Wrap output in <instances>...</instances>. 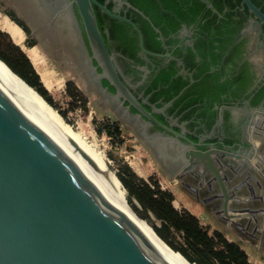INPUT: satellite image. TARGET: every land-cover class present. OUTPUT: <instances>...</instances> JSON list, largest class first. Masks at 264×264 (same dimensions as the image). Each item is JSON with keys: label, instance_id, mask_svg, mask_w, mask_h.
Wrapping results in <instances>:
<instances>
[{"label": "water", "instance_id": "water-1", "mask_svg": "<svg viewBox=\"0 0 264 264\" xmlns=\"http://www.w3.org/2000/svg\"><path fill=\"white\" fill-rule=\"evenodd\" d=\"M203 1L211 5L208 0ZM42 2L41 12L50 15V21H55L65 32L69 47L84 71L87 86L95 92L108 93L117 106H123L126 100V109L132 105L152 117L120 78L114 57L98 28L93 4L111 15L130 20L112 13L98 0ZM241 5H246L254 16L239 34L253 27L259 35L257 26L264 24V13L251 0H241ZM73 6L80 17L91 55L84 44ZM133 26L139 31L135 24ZM139 44L145 51L140 31ZM258 45H261L259 38ZM93 59L100 67L98 73ZM87 69L96 79L87 74ZM101 76L114 87L113 93L99 86ZM95 82L97 86L93 87ZM102 96L99 97L103 107L109 106L122 117L111 99ZM254 119L245 121L249 132L246 144L234 151L191 149L184 153V144L176 138L168 141L169 136L163 133H156L154 137L141 133V137L156 151V157L168 169L171 178L181 181L204 204H211L221 223L264 247V121L258 118L261 120L258 123ZM167 129L177 135L173 129ZM175 150L180 153H173ZM83 155L88 158L86 153ZM255 166L259 169H254ZM189 178V184L185 185L183 180ZM246 183H249L248 190ZM197 192L201 193L200 197ZM0 264H172L158 257L151 243L127 217L1 88Z\"/></svg>", "mask_w": 264, "mask_h": 264}, {"label": "flooded vegetation", "instance_id": "flooded-vegetation-1", "mask_svg": "<svg viewBox=\"0 0 264 264\" xmlns=\"http://www.w3.org/2000/svg\"><path fill=\"white\" fill-rule=\"evenodd\" d=\"M98 1L112 13L127 17L142 36L145 51L139 44V31L130 21L111 15L93 4L98 28L109 53L114 57L113 63L120 78L152 117L132 105L126 109V100L123 106H117L108 93H99L103 99H111V104L122 117L109 106L106 108L130 127L137 138L147 145L141 133L150 137L163 133L169 136L168 141L176 138L184 144V153L191 149L234 151L246 144L249 132L246 131L245 121L252 117H255V122L264 121V24L257 26L259 35L253 27L239 34L249 26L254 16L248 7L246 22L236 31H229L225 22L218 21L222 11L243 10L246 5L224 6L219 11L211 0H208L211 5L200 0L204 6L199 7L194 6L190 0L188 5L180 2L175 10L165 7L161 0ZM73 10L87 52L91 55L75 6ZM212 13H216L217 19L211 23L206 22ZM240 16L231 15V23L236 24L234 20ZM258 38L261 45H258ZM93 64L96 65L94 59ZM95 70L97 73L101 71L97 65ZM86 72H89L92 79L95 78L90 70ZM98 80L99 86L106 88L105 91H115L103 76L98 77ZM95 85L97 82L93 83V87ZM166 127L176 131L177 135ZM147 147L161 168L170 175L156 157V151L149 145ZM173 153L180 151L175 150ZM190 180L183 182L188 185ZM170 182L179 183L192 200L201 203L219 221L210 208L211 204L206 205L198 200L174 177ZM197 195L200 197L201 193L197 192ZM241 234L238 235L243 237Z\"/></svg>", "mask_w": 264, "mask_h": 264}, {"label": "rangeland", "instance_id": "rangeland-1", "mask_svg": "<svg viewBox=\"0 0 264 264\" xmlns=\"http://www.w3.org/2000/svg\"><path fill=\"white\" fill-rule=\"evenodd\" d=\"M41 8L42 0H0V31L6 32L27 54L48 91L51 106L62 120L80 133L85 142L106 159L108 168L116 176L120 165L127 164L143 179L149 182L156 180L162 188L172 191V203L175 208L194 213L209 233L216 229L228 239L239 241L250 258V264H264L263 250H257L238 240L234 234L225 230L221 223L215 221L211 213L203 211L197 202L181 189L179 183L170 182V175L161 168L147 145L115 114L103 107L99 95L92 87L87 86L84 71L69 47L65 32L60 30L58 24L55 25V21L51 22V16L42 13ZM6 11H11L29 31L24 32ZM6 41L7 38L0 35V52L12 57ZM27 41H33L34 44L28 45ZM70 90L78 91V94L69 95ZM124 191L128 204L141 218L152 227L160 226L159 219L152 213L144 211L139 204L135 205V208L131 204L134 200L131 198L132 202H129L125 188ZM162 232L177 247H186L181 231L170 227Z\"/></svg>", "mask_w": 264, "mask_h": 264}, {"label": "trees", "instance_id": "trees-1", "mask_svg": "<svg viewBox=\"0 0 264 264\" xmlns=\"http://www.w3.org/2000/svg\"><path fill=\"white\" fill-rule=\"evenodd\" d=\"M191 1L196 7L204 6V3L200 0ZM251 1L257 6H260L264 11V0ZM161 2L165 7H170L177 10V7L180 6V2L188 5L190 0H161ZM211 2L212 5L219 11H222L224 6L237 7L241 5V0H211ZM5 13L12 20L18 23L24 32L29 31L28 27L20 19L16 18L11 11H6ZM178 14L179 16H182L180 12H178ZM234 14H241L239 19L234 20L237 22L236 24L231 23L233 21L231 19V15ZM248 14L247 6H245L243 10L229 9L222 11V15L225 17L221 15L218 17V21L220 23L225 22L228 25L229 31H236L246 22ZM216 19V13H212V17L206 22L211 23ZM218 27L219 24L216 25V29H218ZM0 35H3L7 38V47L11 52L10 55L12 56L10 57L9 55L0 52V59H2L29 85L36 89L37 93L39 92L43 96V99H45L49 104H52L48 95V91L40 80L39 74L35 71L34 67L20 46L11 40L6 32L0 31ZM27 44L32 45L34 42L27 41ZM0 63L5 66L1 60ZM162 80L163 82L166 81V79ZM68 94L74 96L78 94V91L74 92L70 90ZM170 94L171 93L168 95ZM116 174L126 189L128 201L132 202V198L134 200L133 203H131L133 206L139 204V206L144 211H149L156 218H158L160 221V226H151L157 236L166 244H168L171 249L179 251L188 261H195L196 264H250L247 252L241 247L239 241L228 239L221 231L216 229H214L212 233H209L208 230L200 223L198 217L194 213L188 210H178L175 208L172 203L174 196L171 190L162 188L156 180L149 182L143 179L142 177L138 176L127 164L120 165ZM170 227L175 228L183 233L186 247H177L171 241H169L167 235L164 234L162 230H169Z\"/></svg>", "mask_w": 264, "mask_h": 264}, {"label": "bare ground", "instance_id": "bare-ground-1", "mask_svg": "<svg viewBox=\"0 0 264 264\" xmlns=\"http://www.w3.org/2000/svg\"><path fill=\"white\" fill-rule=\"evenodd\" d=\"M5 66L0 63L1 90L56 142L96 189L127 217L151 243L158 257L172 264H195L188 261L180 252L171 249L157 236L150 224L136 214L126 200L122 183L108 168L106 159L87 144L80 133L66 124L33 87L27 85ZM83 152L89 159L83 155Z\"/></svg>", "mask_w": 264, "mask_h": 264}, {"label": "crops", "instance_id": "crops-1", "mask_svg": "<svg viewBox=\"0 0 264 264\" xmlns=\"http://www.w3.org/2000/svg\"><path fill=\"white\" fill-rule=\"evenodd\" d=\"M255 143L256 144H258V142L255 140ZM254 160L255 159H252V161L254 162ZM254 169H259L257 166H255L254 167ZM263 174L264 173H262V176H263ZM244 183V182H243ZM245 189H250V187H249V183L247 184L246 183V187H245ZM240 197V199H246V198H244V197H242V196H239ZM197 204L202 208V210L203 211H205L206 213H209L208 211H206L205 209H204V207H203V205L201 204V203H199V202H197ZM213 216V215H212ZM213 218H214V216H213ZM216 221V220H215ZM264 221V218L262 219V222ZM219 222V221H218ZM223 227L225 228V226L223 225ZM261 229V227L259 228V230ZM225 230H227V231H229L230 233H232V234H234V236H236V238L238 239V240H240L241 242H245V243H247V244H249V246H251V247H253V248H255V249H257V250H263L264 251V249L262 248V247H260L259 246V244L258 243H252L250 240H248L247 238H243V237H240L236 232H234L233 230H231V229H229V228H225ZM249 258V257H248ZM250 259V258H249Z\"/></svg>", "mask_w": 264, "mask_h": 264}]
</instances>
